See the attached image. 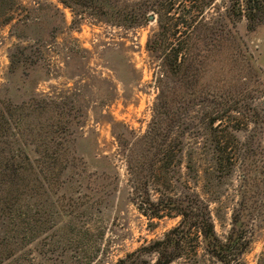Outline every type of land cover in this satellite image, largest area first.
Segmentation results:
<instances>
[{
  "label": "rangeland",
  "instance_id": "374dc122",
  "mask_svg": "<svg viewBox=\"0 0 264 264\" xmlns=\"http://www.w3.org/2000/svg\"><path fill=\"white\" fill-rule=\"evenodd\" d=\"M230 2L217 0L210 16L224 13ZM235 26L253 54L250 72L264 76V16L254 21L239 18ZM157 29L156 17L144 26L126 29L76 17L59 0H0V99L10 101L12 109L22 105L27 112L34 107L32 98L51 100L49 109L62 116L52 114L51 119L42 120L55 123L61 119L67 129L62 135L55 134L64 143L58 154L74 157L67 176L72 181L59 194L65 197L63 203L71 204L67 206L73 213L71 220L64 211L53 214L50 222L43 216L34 236L29 230L33 221L28 219L25 238L7 239L14 249L2 251L0 264H63V260L115 264L179 223L178 215L164 213L157 218L143 213L156 210L149 204L158 194L156 177L145 166L130 170L125 157L147 131L153 114L159 66L147 49V40ZM253 96L251 102L260 112L256 125H261L264 93ZM37 120L35 115L25 117L22 132L12 129L9 137L18 140L17 145L31 156L42 152ZM237 134L242 140L246 136L245 131ZM257 142L254 158L262 166L264 137ZM196 163L199 181L194 187L205 196L201 191L204 164L202 159ZM179 172L181 177L178 173L176 177L184 178V165ZM240 178L237 164L218 187L219 198L210 204L220 237L232 226ZM21 210H28L27 217L34 214L27 207ZM253 213L245 220L250 242L242 259L245 264H264V191ZM147 257L154 259L155 255ZM197 260L198 264H221L202 249Z\"/></svg>",
  "mask_w": 264,
  "mask_h": 264
},
{
  "label": "trees",
  "instance_id": "16d2710c",
  "mask_svg": "<svg viewBox=\"0 0 264 264\" xmlns=\"http://www.w3.org/2000/svg\"><path fill=\"white\" fill-rule=\"evenodd\" d=\"M59 1L76 17L86 16L93 22L128 29L146 25L153 15L158 26L147 40V49L159 66L153 114L147 131L125 157L130 170L145 166L156 177L158 194L149 203L156 210L143 213L181 219L162 238L127 253L115 264H171L179 259L184 260L182 264H198L199 249L221 264H245L242 255L250 242L245 220L253 216L264 191V165L254 158L264 124L256 125L260 112L251 102L253 94L264 93V76L250 72L253 54L235 23L242 17L262 18L263 0H231L225 12L216 16H210L209 10L217 0ZM32 100L34 107L27 112L22 105L12 109L10 101L0 99V256L14 249L7 243L9 237L25 238L28 219L33 221L29 230L35 236L43 216L50 222L55 213L64 211L69 221L73 215L67 209L71 204L63 203L65 197L59 194L72 181L67 176L74 157L58 154L64 143L55 139L56 133L62 135L67 128L60 118L55 123L42 120L62 112L49 109L51 100ZM31 115L38 119L42 151L38 149L35 156L17 145L18 140L9 139L12 129L22 132L25 117ZM240 131L246 132L243 140L237 134ZM197 159L204 164L201 191L205 196L194 187L199 181ZM237 164L239 199L232 226L220 237L210 204L219 198L218 187ZM182 165L186 173L181 179ZM24 207L34 211L32 217H27L28 210H21ZM153 254L154 259L147 257Z\"/></svg>",
  "mask_w": 264,
  "mask_h": 264
},
{
  "label": "water",
  "instance_id": "95a60500",
  "mask_svg": "<svg viewBox=\"0 0 264 264\" xmlns=\"http://www.w3.org/2000/svg\"><path fill=\"white\" fill-rule=\"evenodd\" d=\"M150 19H153V15H150V17H149Z\"/></svg>",
  "mask_w": 264,
  "mask_h": 264
}]
</instances>
